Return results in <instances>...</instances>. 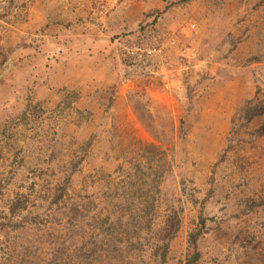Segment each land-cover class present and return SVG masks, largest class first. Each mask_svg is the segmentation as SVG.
<instances>
[{
	"label": "rangeland",
	"instance_id": "obj_1",
	"mask_svg": "<svg viewBox=\"0 0 264 264\" xmlns=\"http://www.w3.org/2000/svg\"><path fill=\"white\" fill-rule=\"evenodd\" d=\"M256 90L264 0H0V264H264Z\"/></svg>",
	"mask_w": 264,
	"mask_h": 264
},
{
	"label": "trees",
	"instance_id": "obj_2",
	"mask_svg": "<svg viewBox=\"0 0 264 264\" xmlns=\"http://www.w3.org/2000/svg\"><path fill=\"white\" fill-rule=\"evenodd\" d=\"M9 1L11 2V0H9ZM240 111H241V113H242V115H243L245 120H250V119H252L253 117H256V116L263 117L262 123L258 126V128L256 130H257V133H260V134L264 133V92H260L259 90H256L253 98L245 101V103L241 107ZM25 114H26V109L23 110L21 115L25 116ZM135 143H136V146L133 149L135 151H137V153H138V151H140L139 156H141L142 153H144V148H147L149 151H153V152H155L158 155V157H159L158 161L163 159V157H162L163 151L160 150L156 145H154L152 143H143L140 140H135ZM139 156L137 158V163H136L137 169L141 168V166L138 163L140 162V160L142 158L139 157ZM151 163L152 162H147V164L150 165V167H154L152 169H153V171L156 172L155 168H157V165L155 164V166H153V164H151ZM160 175H161V171L158 172V175H156V180L151 178L153 186L151 187V189L149 191V195L147 197L148 200H146V202H148V204H149L148 206H149V208L151 209L152 212H154V210H155L156 200H157V197L159 195L157 176L160 177ZM18 200L19 199L13 200V203L11 205V210L12 211H14V209L16 207H18V203H19ZM143 202H144L143 200H141V201L138 200L137 203L140 205V207H142V203ZM192 237H194V236H192ZM191 241H192L193 244L195 243L194 239H192ZM197 257H198V253H197V250H196L195 244H194V252H193L192 257L190 258L191 263L196 261Z\"/></svg>",
	"mask_w": 264,
	"mask_h": 264
},
{
	"label": "built area",
	"instance_id": "obj_3",
	"mask_svg": "<svg viewBox=\"0 0 264 264\" xmlns=\"http://www.w3.org/2000/svg\"><path fill=\"white\" fill-rule=\"evenodd\" d=\"M189 28L192 29L195 27L193 22L188 24ZM131 49V48H130ZM137 50L134 52L136 60L140 62H146L148 59L153 56L160 55L163 53L162 50V41L159 38H151L149 41L143 40ZM128 51V49H126ZM132 51V49H131Z\"/></svg>",
	"mask_w": 264,
	"mask_h": 264
}]
</instances>
